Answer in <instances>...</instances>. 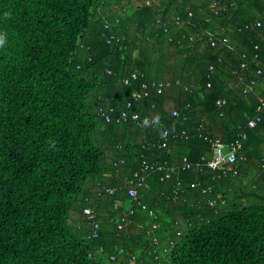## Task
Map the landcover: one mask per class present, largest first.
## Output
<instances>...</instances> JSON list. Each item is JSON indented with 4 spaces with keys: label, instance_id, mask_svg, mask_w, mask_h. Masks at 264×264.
Returning <instances> with one entry per match:
<instances>
[{
    "label": "trees",
    "instance_id": "obj_1",
    "mask_svg": "<svg viewBox=\"0 0 264 264\" xmlns=\"http://www.w3.org/2000/svg\"><path fill=\"white\" fill-rule=\"evenodd\" d=\"M132 2L0 0V264H264V0ZM213 138L241 141L231 171L202 161ZM184 158L198 170L128 196L144 159ZM95 221L111 227L94 238Z\"/></svg>",
    "mask_w": 264,
    "mask_h": 264
},
{
    "label": "built area",
    "instance_id": "obj_2",
    "mask_svg": "<svg viewBox=\"0 0 264 264\" xmlns=\"http://www.w3.org/2000/svg\"><path fill=\"white\" fill-rule=\"evenodd\" d=\"M119 44L121 43L120 39H118ZM141 75L140 72H134L132 75L133 80H137L138 76ZM131 78H125L123 80V83L125 85H130L131 84ZM170 84L167 83H160L157 85V91L158 93L163 92L165 88H167ZM254 85V83H252ZM252 87V86H251ZM143 88L145 92H134L132 97L134 101H139L143 99V97L148 96L147 90V85H143ZM143 93V94H142ZM227 102L226 100H220L217 102L219 107H222L225 105ZM133 105L132 102H129L127 104L128 108H131ZM100 112L102 113V117H105L107 121H110L111 115L115 113L114 108H109V107H104L103 109H100ZM178 112H174V116H178ZM124 121L128 118V113L127 112H122L120 116ZM134 119L139 118V115H134ZM120 120V119H119ZM145 121H147L145 119ZM259 122H261V117H256V119L251 120L248 124L249 128H254ZM148 123V121H147ZM143 124V122H142ZM141 124V125H142ZM184 134V133H183ZM168 137L169 133L168 131H165L162 136L160 137V140L158 143L154 144L151 146V148H159V149H167L168 147ZM243 139H246V135L243 136ZM209 142L212 147V156L210 159H206L205 157L202 159V161L206 162L208 167L212 169H219V170H224V171H231V166L237 161L238 158V152L242 148V143L239 140L234 141L233 143L227 144L225 143L222 139L220 138H213L209 139ZM186 170H198L197 167H195L191 162L188 161L187 158H184L181 163H178L177 165H169V163H160L158 161H151L149 162L148 160L144 159L142 161V168L139 172L134 174V177L128 181L132 186L128 189V196L130 198L136 199L137 198V190L135 187L141 186L144 182L146 177L152 172H158V173H163L164 177L162 179H170L174 175H179L182 171ZM236 173V172H235ZM135 184V187L133 186ZM179 187L176 188V195L179 194ZM118 193L117 189H111L110 190V195L114 196ZM145 208V207H144ZM85 215L87 216L88 220H93L94 219V214L93 211L87 209L84 211ZM125 228V225L122 223L118 224V229L123 230ZM102 230V225L100 222H93V237L96 238L98 237L99 232ZM130 264H136L135 258H132L130 260Z\"/></svg>",
    "mask_w": 264,
    "mask_h": 264
},
{
    "label": "crops",
    "instance_id": "obj_3",
    "mask_svg": "<svg viewBox=\"0 0 264 264\" xmlns=\"http://www.w3.org/2000/svg\"><path fill=\"white\" fill-rule=\"evenodd\" d=\"M169 95V98H168V100H167V102H166V104H165V110L167 111V112H171V111H173V109H174V107L176 106V101H177V99H180V97H181V92L177 89V88H172L171 89V91L168 93ZM122 132H124L123 134L125 135V137L127 138V139H131V140H135V141H137V142H141L142 140H143V135L142 134H140L139 132H136L135 134H134V132L132 131V133L129 131V129H123L122 130ZM133 138V139H132ZM111 155V154H110ZM112 156H114V154L112 153ZM109 160L111 161V158H109ZM118 175V174H117ZM126 176H128V175H126ZM126 176H125V179H126ZM117 178H119L120 179V176L118 175V177ZM106 179H107V181L109 180V179H111V181L113 182V181H115V178H112V174H107V176H106ZM121 182V179H120V181H119V183ZM119 185V184H118ZM88 187L89 188H92L93 187V184L92 183H90L89 185H88ZM121 187V185L119 186V188ZM89 190V189H88ZM122 193H123V191H122ZM104 201H105V203L103 202V203H101V205L99 206V212H100V214L101 215H103V216H105L106 217V215L107 214H111V212H114L115 210H118L119 208H121V202H119V203H117V202H115L113 205H110V204H107V199H104ZM122 209V208H121ZM82 218H83V216H82V214L80 213V212H77V213H74L73 214V221H74V223H79L81 220H82ZM103 227H104V230L105 229H109V227H111L109 224H107V223H104L103 225H102ZM123 263L124 264H126L124 261H123ZM129 264H130V260H129Z\"/></svg>",
    "mask_w": 264,
    "mask_h": 264
},
{
    "label": "rangeland",
    "instance_id": "obj_4",
    "mask_svg": "<svg viewBox=\"0 0 264 264\" xmlns=\"http://www.w3.org/2000/svg\"><path fill=\"white\" fill-rule=\"evenodd\" d=\"M128 0H123V2H127ZM152 1H154V3H157L158 0H133L132 5L134 6H140L143 3H148L150 4ZM171 52L169 58H168V63L170 64V68L167 69L165 71V73L168 75L170 74L172 71H175V69L178 71H181L182 69V60L180 56L174 55L175 51L173 52V48H170L169 50ZM173 52V53H172Z\"/></svg>",
    "mask_w": 264,
    "mask_h": 264
}]
</instances>
